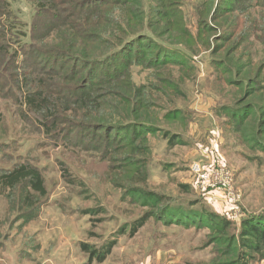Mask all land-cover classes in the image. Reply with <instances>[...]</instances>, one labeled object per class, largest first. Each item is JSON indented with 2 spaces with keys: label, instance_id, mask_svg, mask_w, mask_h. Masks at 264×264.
Listing matches in <instances>:
<instances>
[{
  "label": "rangeland",
  "instance_id": "obj_1",
  "mask_svg": "<svg viewBox=\"0 0 264 264\" xmlns=\"http://www.w3.org/2000/svg\"><path fill=\"white\" fill-rule=\"evenodd\" d=\"M200 1H178L177 20L187 28V40L194 42L182 48L174 34L166 36L173 27L171 22L154 16L160 11L158 0H128L136 29L145 28L150 35H159L164 43L187 52L190 68L176 64L159 70L132 66L131 82L112 80L92 86V98L85 107L59 102L53 121L57 127L65 126L63 119L68 116L95 125L87 136L92 143L85 141L80 150L44 143V130L35 129L32 114L19 109L16 94L23 88L14 95L7 90L11 74L20 81L32 73L19 61L4 70L5 78L0 82V146L4 145L0 148V170L23 161L21 157L28 158L40 169L47 194L41 197L21 187L10 191L0 188V264H88V254L81 251L80 243L93 253L110 241H115V246L105 260L90 264H264V255L241 243L242 219L248 214H264V0H256L247 9L222 12L213 21L214 0L206 17L214 29L210 38L196 30L195 8ZM32 2L16 0L12 4L19 10L17 18L25 24L21 29L27 36L34 14ZM63 3L58 0L59 21H49L53 30L46 44L34 42L35 50L42 54L34 65L38 72H33L50 81L45 96L51 98L60 96L62 85L78 86L85 73L82 62H72L69 55L96 59L126 37L119 7L109 8V16L87 18L88 13L80 8L74 14L63 13L61 9L69 6ZM259 3L262 7H256ZM237 17L241 27L248 26L243 45L240 41L236 44L233 34L216 43L221 29L236 30ZM5 21L1 13L0 45L8 42L3 35ZM69 29H73L75 39ZM88 32L93 35L86 36ZM226 57H233L231 65L239 64L238 71L217 81L215 71L223 68L216 70L208 61ZM164 73L170 76L166 84ZM70 77L73 80L67 81ZM248 80L255 82L246 85ZM142 84L148 87L157 130L144 135L140 153L116 144L109 130L93 134L101 128L96 124L119 119L118 115L125 113L120 97L112 93L132 96ZM225 104L234 106L219 111ZM245 106L253 108L242 109ZM174 108L180 110L179 119L167 117L164 121L162 115ZM108 114L112 119H107ZM163 136L174 138V144L167 145ZM98 139L108 144L104 154L102 147L94 148ZM101 153L107 158L102 159ZM214 155L222 160L231 179L227 202L220 194L201 192L193 184L191 164L204 165L211 160L206 156ZM180 185L188 189L184 191ZM135 187L153 195L147 199L129 196L127 190ZM206 213L218 215L226 227L222 220L211 225L204 222ZM137 220H144V225L130 236L131 224ZM260 249L264 251V244Z\"/></svg>",
  "mask_w": 264,
  "mask_h": 264
},
{
  "label": "trees",
  "instance_id": "obj_2",
  "mask_svg": "<svg viewBox=\"0 0 264 264\" xmlns=\"http://www.w3.org/2000/svg\"><path fill=\"white\" fill-rule=\"evenodd\" d=\"M15 1L16 0H0V14L2 13L4 15V19H6L4 25L6 30L5 33L3 32V35H6L8 38V42H6V44L2 43L0 45V82L5 78L4 73L6 72H4V70L7 68L10 70V66L13 63L19 61V64H26V68L30 70L32 77L27 76V78L20 79V81H18L15 78V75L11 74L10 76L12 81H8V77H6L8 81L7 90L9 93H11V95H14L18 92V89L21 90L23 88V92H20V95L16 94V96L19 97V109L23 110L24 108L25 112L32 114L34 119L31 117V123L35 129L44 130V138L46 140L44 143L47 145L62 146L63 148L69 147L74 150H80L82 145L84 146L86 144L85 141L92 143L90 139L88 140L87 136L90 133L91 127L95 126L94 123L93 125H87L86 123L76 122L72 117L68 116L63 119V124H66L65 126H56L53 121L58 116L59 102H63L65 105L76 103L85 107L86 102L90 101L92 98L90 93L92 92V86L96 84H107L112 80H128V82H131L130 77L132 66L140 67L142 69L151 68L159 70V67L168 66L169 64H176L190 68L187 62V56H189L187 52L183 50L181 52L178 48L164 43L161 36L156 34L150 35L146 32L147 29L145 28L136 29V26L133 24L130 17L133 9L128 4V0H63V2H66L63 3L64 5L69 4L68 7H63L61 9L63 13L66 12L67 15L74 14L75 12L77 13L80 8L83 12L85 11L88 13L86 14L87 18L92 16H105V14L106 16H109L110 11L112 10H108L109 8L119 7V11L123 14L122 22L125 25L123 35L126 37L122 39L119 46L115 48L113 47L111 51H108L106 54L101 55V57L96 59L86 60L87 58L81 59V57L69 55V58L72 62L78 61L79 63L80 60L82 65L85 67V73L81 78L80 84L78 86L77 84L62 85L59 89L60 96H55L52 98L45 96V90L47 89L50 81L44 76L34 74V72H38L37 67L34 68V65L36 64V60L39 59L42 54L40 49L35 50L34 42H39L42 45L46 44L45 39L53 30L52 26L49 24V21H59L60 18V15L58 14V0H33L32 4L34 8V14L31 22V30L29 31L28 36L21 29V25L24 26L25 24H23L20 19L17 18V13L19 10L15 9L12 5ZM178 1L179 0H158L157 10L160 11H156L157 13H155L154 16H159L161 19L169 20V22H171L169 24H172L173 27L170 33H168L166 36H172L174 34L176 36V44L180 45L182 48H187V42H189L187 37H190V35L185 33L187 28H184L182 20H177V15L180 14L178 11ZM199 1L200 0H198V2ZM213 3L214 0H201L199 7L195 8V13L197 16L196 30L199 29V33L205 32L209 38L211 37L214 29H212L206 20V17ZM255 3L256 0H216L213 21L222 12H229L234 8H237V10L244 8L247 9L253 6ZM256 7H262V5L259 3ZM235 22L236 30L233 29L234 32H230V30L226 32V28L221 29L216 43L222 42L226 36L228 37L229 35L233 34L235 35L234 38L236 39V44L240 41V43L243 45L245 41L244 37L246 34V29L248 26L241 27L242 23L238 17L236 18ZM237 25H239V28H237ZM71 30L70 34L75 39V35L72 34ZM154 33L155 32H152V34ZM91 35H93L92 32H88L86 34V36ZM94 36L96 37V34H94ZM25 38H27V41H23ZM189 43L191 45L194 44V42ZM200 44L203 46L202 43ZM144 48L147 49L144 50ZM149 48L153 49L150 50ZM52 49L55 50V47ZM217 51L219 52L220 49H217ZM53 54L55 53H52V55ZM232 60L233 57H226V59L222 61L217 59L208 61V64L213 66V68L216 70L223 68L220 71H215V76H218V79H216L217 81L226 74L229 75L232 72L235 73L238 71L237 68L239 64L231 65ZM243 60H246L245 48ZM163 76L165 81L164 83L166 84L169 81L170 76L165 73ZM63 77L66 76L62 75V78ZM70 78L71 79L67 78V81H72V78L74 77ZM237 82L236 85L239 84ZM254 82V80H248L246 85L247 83L250 85ZM147 88V85H139L136 87L135 91L132 92V96L124 94L119 95L117 92L112 93L120 97L121 103L125 106V113L118 115L119 119L107 120V122L102 124H96L97 126H101V128L96 129L93 134L100 130H109V135L113 133V137L111 138L116 144H119L123 148H130L133 153H140L141 145L139 142L145 138L144 135L157 130V127L154 125L156 118L151 112L153 105L151 100L147 97ZM174 89L176 90V86ZM126 90L131 91L128 86H126ZM50 99L53 101L49 102ZM237 104L239 105L240 102ZM233 106L234 105H222L219 107V111L230 110V108ZM252 108V106L242 107V109L249 111H251ZM178 110L175 108L169 109L162 115V119L164 121L169 120L167 117H172L171 119L175 120L179 119L178 116L180 114V110ZM235 118L237 119V117ZM107 119H112L110 114H108ZM232 119L234 120L233 117ZM235 121L237 122V120ZM238 124L242 125V123ZM163 133L166 135L167 131H163ZM138 136H140L139 139ZM165 137L166 136H163L164 139H166ZM166 140L167 145L174 144V138L171 137ZM254 140L256 143H259L257 139ZM94 143L97 144V146L94 148L102 147L103 154L107 151L105 150V145H108L107 142L98 139V141H94ZM109 145L111 146L112 144L109 143ZM3 147L4 145L2 147L0 146V148ZM102 153V159L107 158L108 155L104 157L106 154L103 156ZM21 158L23 161L16 163L10 169L0 170V188L3 191H10L17 187H21L22 190L27 189L41 197H44L47 193L44 187V181L40 169L34 166L28 158ZM134 161L140 162L139 159H135ZM180 186L184 191L188 189L186 185ZM127 192H129V196H138L141 199H147V197L149 198L153 195L150 192L146 193V191L138 187L130 188L127 190ZM166 208L170 207L166 206ZM173 212H175V210H173ZM203 218L204 222L209 223V225L213 223H220V220H222V218H220L218 215L208 213H206ZM143 221L144 220H141V223H139L137 220L136 223L131 224L129 230L130 236H134L144 225ZM262 221H264V214H258L254 216L252 214H248L241 221L242 245L250 251L261 253V256L264 255V251L260 249V246L264 244V226L261 224ZM222 223V226L226 227L227 223H225L224 220H222ZM210 228L213 229L215 227ZM219 228L216 229L219 230ZM114 246L115 241L103 243L100 248H95L92 253L87 251L88 247L86 244L80 243L81 251L88 254V264L92 263L93 261L97 263L103 262L110 254V251Z\"/></svg>",
  "mask_w": 264,
  "mask_h": 264
},
{
  "label": "built area",
  "instance_id": "obj_3",
  "mask_svg": "<svg viewBox=\"0 0 264 264\" xmlns=\"http://www.w3.org/2000/svg\"><path fill=\"white\" fill-rule=\"evenodd\" d=\"M208 163L202 165L194 162L190 166V172L194 177V186L201 192L220 194L223 200L230 201L231 179L223 167L222 160L217 156H206Z\"/></svg>",
  "mask_w": 264,
  "mask_h": 264
}]
</instances>
